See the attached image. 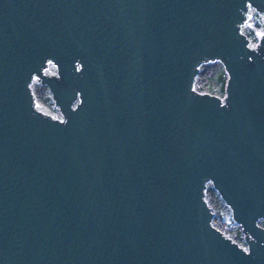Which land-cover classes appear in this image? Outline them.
Returning a JSON list of instances; mask_svg holds the SVG:
<instances>
[{
	"label": "water",
	"instance_id": "1",
	"mask_svg": "<svg viewBox=\"0 0 264 264\" xmlns=\"http://www.w3.org/2000/svg\"><path fill=\"white\" fill-rule=\"evenodd\" d=\"M250 9L264 18V0H0V264H264ZM214 61L223 97L194 88ZM208 185L244 246L214 225Z\"/></svg>",
	"mask_w": 264,
	"mask_h": 264
},
{
	"label": "rangeland",
	"instance_id": "2",
	"mask_svg": "<svg viewBox=\"0 0 264 264\" xmlns=\"http://www.w3.org/2000/svg\"><path fill=\"white\" fill-rule=\"evenodd\" d=\"M254 20H257L261 24V28L259 30L253 29V23L245 26L243 29L244 34H246V36L249 38L252 46L257 42V33L259 34L264 32V18L261 16H255ZM222 72H224L222 65L217 61L200 65L198 75L196 76V80L194 82V88L200 92H206L223 97L224 86L227 77L225 74V77L221 79L220 75ZM32 87V91L36 95L41 107L44 109H51L50 100L47 96V89L40 85H35ZM38 88L44 89L42 95H40L41 93L37 90ZM205 199L214 213V225L217 226L219 222L222 221L225 224V228H223L224 234L243 246L244 241L240 228L231 220L230 209L220 199L219 195L213 190L211 185H208L207 187ZM217 214L219 215L218 217ZM263 223L264 220L259 221L261 226H264Z\"/></svg>",
	"mask_w": 264,
	"mask_h": 264
},
{
	"label": "built area",
	"instance_id": "3",
	"mask_svg": "<svg viewBox=\"0 0 264 264\" xmlns=\"http://www.w3.org/2000/svg\"><path fill=\"white\" fill-rule=\"evenodd\" d=\"M249 14H250L251 23H253V21H254V17H255V16H260V15H258L253 9H250V10H249ZM262 18H263V17H262ZM245 26H247V25L242 26V29H241L242 32H243V29L245 28ZM243 33H244V32H243ZM43 74H45V75H47V76L55 75V74H56V67H55V65H54L52 62H48L46 68L43 69ZM35 85H40L39 82H38V80H37V78H34V79H33L32 83H31V87H32V86H35ZM40 86H41V85H40ZM32 88H33V87H32ZM47 91H48V90H47ZM33 93H34V92H33ZM34 95H35V94H34ZM47 96H48V99L50 100L51 109H44V108H42L41 105H40V103H39V101H38V99H37V97H36V95H35V98H36V106H37V108H38L40 111H42V112H44V113H46V114H49V115H51V116H53V117H55V118L61 119V114H60V112H59L57 106H55L53 100L51 99V96H50V93H49V92L47 93ZM231 239H232V238H231ZM232 240H233V239H232ZM233 241H234V240H233ZM239 245H240V244H239ZM243 246H244V245H243Z\"/></svg>",
	"mask_w": 264,
	"mask_h": 264
},
{
	"label": "trees",
	"instance_id": "4",
	"mask_svg": "<svg viewBox=\"0 0 264 264\" xmlns=\"http://www.w3.org/2000/svg\"><path fill=\"white\" fill-rule=\"evenodd\" d=\"M261 28V24L256 20H254L253 21V29L254 30H259ZM225 77V73L224 72H222L221 73V75H220V78L222 79V78H224ZM41 94L40 95H42V93H43V91H44V89H42V88H38L37 89ZM222 92H223V87H222ZM219 215L217 214V217H218ZM263 225H264V223H263ZM225 226V224L222 222V221H220L219 222V224L217 225V227L220 229V230H222L223 232H224V229L223 228H225L224 227ZM264 227V226H263Z\"/></svg>",
	"mask_w": 264,
	"mask_h": 264
}]
</instances>
